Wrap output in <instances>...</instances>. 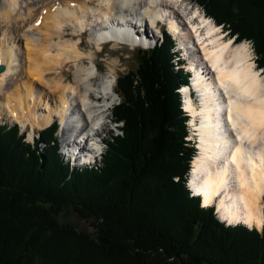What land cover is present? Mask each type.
<instances>
[{
    "label": "trees",
    "instance_id": "16d2710c",
    "mask_svg": "<svg viewBox=\"0 0 264 264\" xmlns=\"http://www.w3.org/2000/svg\"><path fill=\"white\" fill-rule=\"evenodd\" d=\"M194 1L237 43L252 41L264 69V0ZM165 38L119 78L120 133L100 168L71 169L56 124L34 145L0 126V264H264V229L228 226L191 196L197 151L179 95L189 76Z\"/></svg>",
    "mask_w": 264,
    "mask_h": 264
},
{
    "label": "bare ground",
    "instance_id": "6f19581e",
    "mask_svg": "<svg viewBox=\"0 0 264 264\" xmlns=\"http://www.w3.org/2000/svg\"><path fill=\"white\" fill-rule=\"evenodd\" d=\"M207 18L186 0H0V64L6 67L0 74V116L30 128L33 137L60 119L64 147L83 155L82 161L92 159L110 121L106 98L114 95L117 77L113 70L100 75L95 55L82 52L74 36L87 29L98 47L111 42L143 47L155 41L157 22L167 23L189 60L201 106L196 109L191 87L182 90L185 108L200 119L192 121L200 141L190 186L204 195L205 205L217 204L222 222L262 230L264 76L254 68L248 43L226 40ZM36 33L46 38L37 39ZM65 69L74 70L73 82L65 83Z\"/></svg>",
    "mask_w": 264,
    "mask_h": 264
},
{
    "label": "rangeland",
    "instance_id": "374dc122",
    "mask_svg": "<svg viewBox=\"0 0 264 264\" xmlns=\"http://www.w3.org/2000/svg\"><path fill=\"white\" fill-rule=\"evenodd\" d=\"M186 2H188V3H190V4H192L193 6L195 5L196 6V8L198 9V10H200V12L206 17L207 15L206 14H204V12H206L205 11V9L201 6V4H199V3H197V2H195L194 0H186ZM46 9H50V7L49 6H47L46 7ZM45 9V10H46ZM47 10V11H48ZM47 11L45 12V13H47ZM208 17V18H207ZM206 18L208 19V20H210V21H212L213 20V18H210L209 16H207ZM214 21V20H213ZM215 22V21H214ZM216 23V22H215ZM41 27V26H40ZM217 28H219V25L217 24ZM220 29V31H223L224 33H223V35L224 36H226L227 38H225L226 40H228V39H233L232 37H231V34H229V33H227L228 31L226 30H221V28H219ZM71 33H72V31L71 32H69L68 31V34H70L71 35ZM37 34V33H36ZM70 35H67L66 36V39H70L71 38V36ZM91 35V31L90 30H88V31H86V33L84 34V35H75L74 36V42L75 43H78L79 44V49L82 51V52H84V53H87V54H90V53H93L94 55H95V59H94V61H95V63L97 64V67H98V70H99V73H100V75H105V74H108L111 70H113L114 72H115V74H116V77L117 78H120L121 76H125L126 75V73H128L129 71H133V70H136V68L138 67V64H139V57H140V52H139V49L137 48V49H134L133 48V46H131V48H133V49H131L129 46H127L126 47V45H122V44H117V43H112V44H104V45H101L100 47H98L97 46V44L96 43H94V42H91V40H90V36ZM140 35V34H139ZM151 35H152V33H151ZM158 35V34H157ZM37 39L39 38L40 39V37H41V39H43V38H46V36H40V35H36L35 36ZM236 38V37H235ZM56 41H57V39H56ZM79 41H80V43H79ZM228 41H230V40H228ZM155 42V41H154ZM179 42V43H178ZM241 42H247L248 43V45L250 46L249 48H250V50H252L253 51V62H255L256 64H254V68L256 69V70H258L259 71V73L260 74H263V76H264V69H259L258 68V66H257V62H256V60H257V55H256V53H255V47H254V43H252V41L250 42V41H247V40H245V41H240V42H238V43H241ZM177 44L179 45V47L181 46L180 45V40H178V38H177ZM24 45H20L19 47H20V50H21V52H24L25 51V49H24V47H23ZM141 48V47H140ZM183 57H184V59L186 60V65H185V69H187L188 70V68H187V65H188V63H189V60L183 55ZM85 62V64H86V66H88V64L90 63V60H85L84 61ZM63 76H64V78H65V83H69V82H73L74 81V70H71V71H68L67 69H65L64 71H63ZM193 82V79H192V81H191V83ZM194 86V85H193ZM195 89V88H194ZM47 92H48V94L50 95V93H49V91L47 90ZM117 96L118 95H116L115 96V92H114V95H113V100L115 101V102H117ZM2 97V100L3 101H6V97L5 96H1ZM95 98V97H94ZM104 100V99H103ZM109 105H111V103L109 102ZM187 107V106H186ZM200 108H201V106H200ZM106 116H108L110 119L109 120H113L112 119V113H111V110H109L108 112H106ZM57 119V118H56ZM198 119V122H196V123H198L199 124V122H200V119L199 118H197ZM12 120V118H10V116L9 115H2V116H0V124H4V125H6V124H8V122H9V124L10 123H15V122H12L11 121ZM192 121H194V119L192 118ZM111 121H107V125H106V130H105V132L103 133V135H102V137H101V139L100 140H104V141H106V140H108L109 138H110V136L112 135V133H113V130L115 129V128H117L118 127V125H115L114 124V122H112V124L110 123ZM10 125H12V124H10ZM113 127V128H112ZM30 129V128H29ZM29 129H27V130H29ZM62 129V128H61ZM116 130V129H115ZM117 131V130H116ZM38 134V130H35V134L34 135H37ZM62 134V135H61ZM192 134H193V132H192ZM196 134V133H195ZM32 137H33V134H30V130H29V138L27 139L28 141H31L32 142ZM58 137H59V140H60V142H59V144L61 143L62 144V146L64 145V141H65V139L67 138V136L64 134V132H59L58 133ZM193 137H194V139H195V136H194V134H193ZM196 139H198V141H200L199 139V137H196ZM62 147L60 146V148H59V153H60V155H62V151H64V149H61ZM42 151H44V149L42 150ZM90 152V151H89ZM199 155V153L197 154V156ZM63 158H65L64 156H62ZM67 158H69V157H66V159H65V162L67 161V163H68V165H69V162H68V159ZM194 161V160H193ZM79 162L77 161V163H75V167H77V168H80L79 167ZM192 166H193V164H192ZM82 167H84V166H82ZM73 168V167H72ZM81 169V168H80ZM192 169H193V167H192ZM191 170H190V173H189V176H188V180L190 179V177H191ZM190 185H191V183H190ZM193 190V189H192ZM216 204V203H215ZM217 205V204H216ZM219 218V217H218ZM69 221H71V222H73V223H75L77 226H78V228H81V229H83V230H87V231H91L92 229H91V227L87 224V223H85L84 221H81V220H79L75 215H73V216H71L70 218H69ZM221 222H222V220H220ZM243 225H244V223H243ZM245 225H247V224H245ZM228 226H230V225H228ZM258 230H260V229H258Z\"/></svg>",
    "mask_w": 264,
    "mask_h": 264
},
{
    "label": "water",
    "instance_id": "95a60500",
    "mask_svg": "<svg viewBox=\"0 0 264 264\" xmlns=\"http://www.w3.org/2000/svg\"><path fill=\"white\" fill-rule=\"evenodd\" d=\"M4 70V67H0V73Z\"/></svg>",
    "mask_w": 264,
    "mask_h": 264
},
{
    "label": "snow or ice",
    "instance_id": "6c2138e0",
    "mask_svg": "<svg viewBox=\"0 0 264 264\" xmlns=\"http://www.w3.org/2000/svg\"><path fill=\"white\" fill-rule=\"evenodd\" d=\"M198 15V13H196Z\"/></svg>",
    "mask_w": 264,
    "mask_h": 264
}]
</instances>
